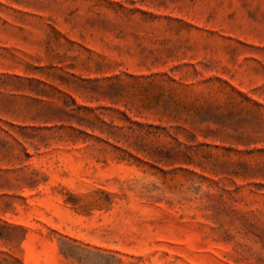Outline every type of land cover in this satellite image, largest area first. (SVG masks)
<instances>
[{"label":"rangeland","instance_id":"374dc122","mask_svg":"<svg viewBox=\"0 0 264 264\" xmlns=\"http://www.w3.org/2000/svg\"><path fill=\"white\" fill-rule=\"evenodd\" d=\"M0 264H264V0H0Z\"/></svg>","mask_w":264,"mask_h":264}]
</instances>
